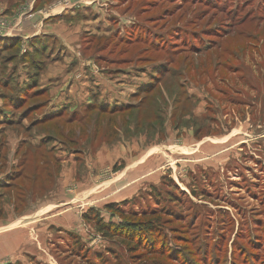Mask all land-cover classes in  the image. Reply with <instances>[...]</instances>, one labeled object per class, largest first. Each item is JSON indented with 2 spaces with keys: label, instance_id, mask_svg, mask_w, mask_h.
Returning <instances> with one entry per match:
<instances>
[{
  "label": "rangeland",
  "instance_id": "rangeland-1",
  "mask_svg": "<svg viewBox=\"0 0 264 264\" xmlns=\"http://www.w3.org/2000/svg\"><path fill=\"white\" fill-rule=\"evenodd\" d=\"M3 2L29 16L28 0ZM35 7L39 40L0 41V220L37 224L0 264H264V0ZM118 142L121 158L98 157Z\"/></svg>",
  "mask_w": 264,
  "mask_h": 264
},
{
  "label": "crops",
  "instance_id": "crops-1",
  "mask_svg": "<svg viewBox=\"0 0 264 264\" xmlns=\"http://www.w3.org/2000/svg\"><path fill=\"white\" fill-rule=\"evenodd\" d=\"M3 1H5V0H2L1 1L2 4H0V41L1 40H4V41L8 40L9 41V40L18 39L22 43H25L31 39L38 38L39 36L42 35V33L45 29V25H44L43 17L39 16V14H38L39 9H36V7H35V1L37 2V0H31L30 3L28 0L27 3L29 5L28 6L29 12L27 14L29 16H27V15L24 16L22 14H19V11L18 12L15 11L17 8L14 9V6L10 8ZM27 3H26V5H27ZM13 11H15V12L12 13ZM47 31L53 32L52 29H47ZM42 78L43 77H41V79ZM44 78H47V77H44ZM48 78H51V77H48ZM59 88L63 89L62 86H60ZM59 88H56L57 89L56 92H58L60 94L61 89L59 90ZM66 90H63V92H64L63 94H64V96L68 97V96H70L69 90H68V88ZM72 91H78V89L77 88L75 90L71 89L70 92L72 93ZM193 138L195 141H197L194 136H193ZM134 140L136 141V144L139 146L140 139H133L131 141V144L133 143L132 146L135 145ZM230 140L231 139L229 137L227 139L215 141L216 146L212 145V146H214L213 150L214 151H220V150L232 147L233 146L232 144L235 141L230 142ZM197 142H199V141H197ZM16 143L17 142L16 141L14 142L12 136H9V140L7 141V148H6L9 150V155H10V152L13 154L16 152L15 149H14V151H12L14 148V144H16ZM118 144H120V143L118 142L117 146L116 145L115 146H113V145L107 146L106 144H104L101 147V149L99 150L100 152H98V157L102 160V159H105L106 157H108V155H107L108 153H110V154L112 153L111 154L112 159L116 160V159L121 158L120 157L121 153L119 152L120 147L118 146ZM113 147H115V148L111 149ZM15 148L17 149L18 145ZM111 158H110V160H111ZM131 172L135 173L134 171H131ZM131 172L130 173L128 172L129 173L128 175H131V177H134L137 175L136 177H134V179H132V181H133L132 185H135V183L136 184L139 183L141 181V179H140V177H138L137 173L134 175V174H131ZM147 172H149V171H147ZM5 183H6V181H5ZM81 188L82 189L77 191V194L79 197L80 196H90V194H92L90 192V189H88V190L86 189L85 185H82ZM133 189L134 188L132 187L131 189H129L127 191L126 190L125 191L124 190L118 191V196H119L118 198L127 197L130 194H133L134 192H136ZM97 194H100V192ZM97 194H94V195L97 197ZM111 194H113V192ZM107 195L108 194L105 193L103 195V197L106 198ZM96 199H101V197L99 196ZM98 203H101V202H98ZM58 204H60V203L46 204V207L52 208ZM18 205L21 207L25 206V207H31V208L36 206V207H39V209H41L43 207V205L40 204L39 201L38 202L37 201H34V202L28 201L27 202L26 200H24L23 202H20ZM9 207H11V206H9ZM29 210H30V208L29 209L28 208L23 209L22 211L18 212V214H16V215L14 214L16 216L14 221L16 222V220H17V222L22 223L23 221L25 222L27 218H30V217H28L30 215V213H33L35 215L37 214V210H35V212H30V213L28 212ZM38 211H40V210H38ZM48 211L50 212L51 210H48ZM6 212H8V211H6ZM11 220L12 219H11L10 215H9L8 219L0 220V261L2 259H5L6 257L10 256L11 254L17 253V255L20 256L19 254H21V253L17 252V250L24 251L25 248H27L28 243L25 240L28 239L29 234L31 235L30 232H31L33 225L37 224L36 223L37 221H35V220L34 221L33 220L28 221V219H27L28 223L26 224V226H30V227L25 229L23 227H15V226L13 227L12 225L15 223L11 224ZM7 225L9 226V228L7 227ZM22 237H25L24 241H22Z\"/></svg>",
  "mask_w": 264,
  "mask_h": 264
},
{
  "label": "trees",
  "instance_id": "trees-1",
  "mask_svg": "<svg viewBox=\"0 0 264 264\" xmlns=\"http://www.w3.org/2000/svg\"><path fill=\"white\" fill-rule=\"evenodd\" d=\"M11 7H13V4H11ZM35 39V40H34ZM34 39H32V41H36V40H39V39H37V38H34ZM9 43H17V46H18V43H21V41L20 40H18V39H15V40H9ZM14 45H11V47H10V50H13L14 49ZM13 60V58L12 59H9V61H8V63H10L11 61ZM243 78V77H242ZM154 86L155 85H150V88L148 87V89H147V91L146 92H148V91H151L152 90V88H154ZM131 110V109H130ZM99 112L100 113H106L107 111L105 110V108L104 107H101V108H99ZM111 112H113V110L111 111ZM74 114H77V112H75ZM75 116V115H74ZM71 118V117H70ZM74 119L72 118L71 120H70V123H73L72 121H73ZM84 121V120H83ZM68 132V131H67ZM29 178H31L30 180H29ZM29 178H27V180L28 181H30V182H32V183H37L38 182V180H39V178L38 177H35V176H32V177H29ZM24 181H27L26 180V178H24L23 179ZM16 181H19L18 179L16 180ZM27 181V182H28ZM23 194V193H22ZM21 197H22V195H21ZM106 208L109 210V211H111V212H117V211H120L118 208H116V205H108V206H106ZM158 218V217H157ZM84 220H86V221H95L94 219H93V217L91 216V215H89V214H86L85 215V217H84ZM98 223H97V228L99 229V231L101 232V233H103V234H106V225L105 224H103V223H101L100 221H97ZM149 224V223H148ZM150 224H152V223H150ZM135 227L134 228H132L131 230H132V233L134 234V232H136V231H138V234H139V236L141 237V240L144 238V236H151V238L153 237V236H155L154 235V233H153V228H154V226H153V224L152 225H149V227L146 225V223H144V222H140V223H137V224H135L134 225ZM140 226V227H139ZM116 229H121V227H117ZM123 236H124V234H123ZM126 237H130V238H133V236H129V235H127ZM137 242H135V244H136Z\"/></svg>",
  "mask_w": 264,
  "mask_h": 264
}]
</instances>
